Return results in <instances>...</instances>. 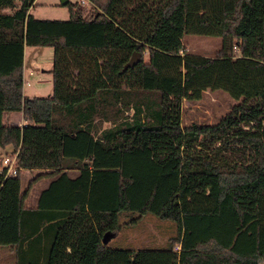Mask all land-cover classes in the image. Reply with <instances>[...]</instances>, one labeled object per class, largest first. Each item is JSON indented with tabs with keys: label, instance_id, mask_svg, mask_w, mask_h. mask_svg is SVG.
Wrapping results in <instances>:
<instances>
[{
	"label": "trees",
	"instance_id": "1",
	"mask_svg": "<svg viewBox=\"0 0 264 264\" xmlns=\"http://www.w3.org/2000/svg\"><path fill=\"white\" fill-rule=\"evenodd\" d=\"M89 2L84 16L67 0L61 19L34 16V0H0V145L19 166L0 171L12 263L264 264V0ZM185 33L218 35L221 47L184 51ZM25 45L53 48L48 95L23 93ZM205 89L235 102L214 122L182 124L181 99ZM16 110L24 124L9 122ZM22 168L56 175L35 207L24 205L30 182L13 180ZM146 213L172 221L163 246L102 241Z\"/></svg>",
	"mask_w": 264,
	"mask_h": 264
},
{
	"label": "rangeland",
	"instance_id": "2",
	"mask_svg": "<svg viewBox=\"0 0 264 264\" xmlns=\"http://www.w3.org/2000/svg\"><path fill=\"white\" fill-rule=\"evenodd\" d=\"M19 2V0H15ZM72 3L80 2L79 0H69ZM82 14L88 16L94 11L95 5L89 1L81 3ZM4 11L10 10L5 7ZM31 12L41 18H68L70 15L68 5L62 0H34V4L30 7ZM182 44L184 51L192 52L194 54L212 56L216 54L221 47V37L218 35H203L194 33H185L182 37ZM25 78L29 80V84H24L23 93L26 95H48L52 92L51 72L49 71L52 65L51 45H25ZM226 52L233 54L237 53V49L227 47ZM143 56L148 58L147 49L143 50ZM33 70L29 74V70ZM235 102V99L223 89H205L202 96L198 99H181V122L188 124L191 121H206L214 122L226 112L230 106ZM16 114L17 111H15ZM15 114V115H16ZM19 116V114H18ZM8 120L10 117H7ZM104 125L109 124L108 121L103 122ZM12 145H0V166L1 158L5 154L12 152ZM34 169V170H33ZM42 168H23L19 173V178L13 179L18 182L19 189L26 187L36 176ZM47 177L44 175L33 179L26 202L32 200ZM12 180V181H13ZM3 187H8L10 190H16L17 185L13 182L7 181ZM2 185V184H1ZM0 185V186H1ZM33 193V195H31ZM10 207V206H9ZM9 207L2 206L0 212V233L4 231L6 224V213ZM136 213L131 215V212L122 213L121 220H126L130 216L134 217ZM171 220L158 218L156 215L146 213L132 224L121 223L112 235L105 241L107 247H149L159 248L164 245L167 236L171 232ZM2 245L0 244V264H13L11 255H3Z\"/></svg>",
	"mask_w": 264,
	"mask_h": 264
},
{
	"label": "crops",
	"instance_id": "3",
	"mask_svg": "<svg viewBox=\"0 0 264 264\" xmlns=\"http://www.w3.org/2000/svg\"><path fill=\"white\" fill-rule=\"evenodd\" d=\"M30 12H31V10H30ZM33 14V13H32ZM34 15V14H33ZM35 16V15H34ZM37 17V16H36ZM25 47L26 46H24V61H23V86H24V84H29L30 82H29V80L28 79H26L25 78V75H26V71H25ZM29 72V74H31L32 72H33V70H29L28 71ZM35 95V94H34ZM17 111V113L19 114V116H18V114H16L15 113V111H12V112H10L9 114H8V117H10L9 118V122H11V123H16V124H19V125H21V124H24L25 123V119L23 118V114H22V111H18V110H16ZM16 114V115H15ZM30 170V169H29ZM34 170V169H33ZM77 170H78V168H76V167H72V168H69V169H67V172H68V174L70 175V176H74L76 173H77ZM22 171H23V168H22ZM41 171H43V169L41 170ZM42 176H44V175H39V176H34V177H32V180L33 179H37L38 177H42ZM46 177H47V179H46V181L42 184V187L40 188V190L36 193V194H34V197L32 198V200L31 201H29L28 203L26 202V199H27V197H28V195H30V193H29V190H30V186H31V181H30V185H29V188H28V191H27V194L25 195V197H24V205H26V206H28V207H35L36 206V204H37V199H38V196H39V194H40V192L42 191V189H44L45 187H47L48 186V184L50 183V181H51V179L53 178V177H55L56 175H45ZM27 187V186H26ZM25 188V187H24ZM24 188H22V189H24ZM31 195H33V193L31 194ZM2 249L4 250L3 251V257L4 256H9V255H11V253H12V251H11V247H10V245H2Z\"/></svg>",
	"mask_w": 264,
	"mask_h": 264
},
{
	"label": "built area",
	"instance_id": "4",
	"mask_svg": "<svg viewBox=\"0 0 264 264\" xmlns=\"http://www.w3.org/2000/svg\"><path fill=\"white\" fill-rule=\"evenodd\" d=\"M81 3L88 2L89 0H79ZM234 48L235 45H234ZM17 152H11L9 154H5L1 158V166L0 171L2 172V178L8 177V176H15L18 173V163L16 159Z\"/></svg>",
	"mask_w": 264,
	"mask_h": 264
},
{
	"label": "water",
	"instance_id": "5",
	"mask_svg": "<svg viewBox=\"0 0 264 264\" xmlns=\"http://www.w3.org/2000/svg\"><path fill=\"white\" fill-rule=\"evenodd\" d=\"M67 0H62V2L63 3H65ZM139 55H140V52L139 51H134L132 54H131V56H130V58H129V62L131 63V62H133L137 57H139ZM113 234V232H105L104 234H103V236H102V241L103 242H105V241H107V239L110 237V235H112Z\"/></svg>",
	"mask_w": 264,
	"mask_h": 264
}]
</instances>
